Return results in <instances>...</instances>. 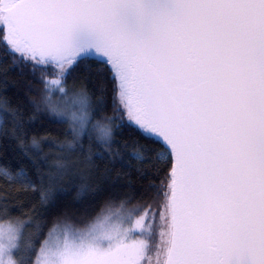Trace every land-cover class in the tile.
Wrapping results in <instances>:
<instances>
[{
  "label": "snow or ice",
  "instance_id": "6c2138e0",
  "mask_svg": "<svg viewBox=\"0 0 264 264\" xmlns=\"http://www.w3.org/2000/svg\"><path fill=\"white\" fill-rule=\"evenodd\" d=\"M0 44L33 74L52 68L45 92L51 84L62 97L68 75L95 60L114 82L115 127L126 114L158 146L133 153L151 166L141 178L146 201L162 196L155 210L146 202L131 224L141 209L121 202L85 230L54 225L35 264H152L154 251L155 264H264V0H0ZM71 107L53 109L69 149L83 151L85 136L115 143L112 119L93 122L86 94ZM0 175L34 187L23 164ZM20 235L18 222L0 221V264H28L15 259Z\"/></svg>",
  "mask_w": 264,
  "mask_h": 264
},
{
  "label": "trees",
  "instance_id": "16d2710c",
  "mask_svg": "<svg viewBox=\"0 0 264 264\" xmlns=\"http://www.w3.org/2000/svg\"><path fill=\"white\" fill-rule=\"evenodd\" d=\"M53 71L38 69L33 74L30 65L14 63L12 55L0 44V167L15 170L25 165L34 185L13 183L0 175V221L11 220L22 226L15 259L23 257L28 264L33 263L54 225L86 227L109 205L115 210L121 202H125V213L140 208L132 216L138 217L143 214L146 202L152 203L155 210L162 200V196L151 201L143 198L149 181L142 179L141 173L151 166L133 158V153L145 146L153 149L158 146L130 126L125 114L124 126L115 127L121 114L114 112L111 74L98 73L95 60H90L76 67L63 85L68 95L75 92L87 95L93 122L107 123L111 118L115 128V143L109 149L97 146L85 136L81 151L79 146L68 148V142L73 141L69 126L53 113L51 98L45 92L43 79L51 80ZM16 124L18 128L14 127ZM34 139L38 151L31 147ZM21 142L35 165L23 155ZM162 167V163L155 164L156 169ZM167 173V168L159 172L155 180L157 188L161 181L166 183ZM44 194L47 199L42 198Z\"/></svg>",
  "mask_w": 264,
  "mask_h": 264
},
{
  "label": "rangeland",
  "instance_id": "374dc122",
  "mask_svg": "<svg viewBox=\"0 0 264 264\" xmlns=\"http://www.w3.org/2000/svg\"><path fill=\"white\" fill-rule=\"evenodd\" d=\"M49 89H50V92H48V95L51 98L52 107L55 108V109H57L58 111L70 113L73 110L72 107H71L72 97L75 94H79L80 92H75L72 95L70 94V95H67L65 97H62L61 94H60V92L58 90H55V86L54 85L49 84ZM125 118L127 119L126 114H125ZM0 127H1V118H0ZM138 218H139V216L138 217H132L131 224H134L135 223V220L138 219ZM149 219H151L150 216H149ZM159 223H161V222L159 220V216H157V224H159ZM131 224H126L125 227H131ZM66 226L70 227L73 230L79 231V230H85V229H87L89 225L86 226V227H83V228L73 227V225H66ZM20 231L22 233V226L21 225H20ZM158 233H159V229H157V235L155 237V242L157 244L160 242V237H159V234ZM0 243L6 244L7 243L6 238L0 239ZM38 252H39V250H38ZM38 252L36 253V256H35L34 261H33L32 264H35V261L37 259ZM155 261H156V254H155V251H154L153 252V255H152V264H155ZM145 264H148L147 260L145 261Z\"/></svg>",
  "mask_w": 264,
  "mask_h": 264
}]
</instances>
